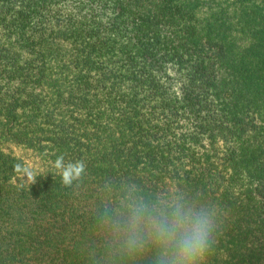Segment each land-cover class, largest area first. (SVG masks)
I'll list each match as a JSON object with an SVG mask.
<instances>
[{"label": "trees", "instance_id": "16d2710c", "mask_svg": "<svg viewBox=\"0 0 264 264\" xmlns=\"http://www.w3.org/2000/svg\"><path fill=\"white\" fill-rule=\"evenodd\" d=\"M0 142L41 167L0 146V264H120L96 215L129 190L211 212L205 264H264V0H0Z\"/></svg>", "mask_w": 264, "mask_h": 264}, {"label": "clouds", "instance_id": "9594fccd", "mask_svg": "<svg viewBox=\"0 0 264 264\" xmlns=\"http://www.w3.org/2000/svg\"><path fill=\"white\" fill-rule=\"evenodd\" d=\"M53 166L65 187L78 182L86 168L82 160L65 162L63 154ZM14 168L35 182L31 169L20 163ZM96 219L109 252L120 264L145 254H150L151 264H205L217 238L216 217L208 210L179 198L147 201L134 190L116 203L104 204Z\"/></svg>", "mask_w": 264, "mask_h": 264}, {"label": "rangeland", "instance_id": "374dc122", "mask_svg": "<svg viewBox=\"0 0 264 264\" xmlns=\"http://www.w3.org/2000/svg\"><path fill=\"white\" fill-rule=\"evenodd\" d=\"M0 146L4 148L6 152L16 157L18 161L22 163L23 166L31 169L33 172H36L38 169L41 168L32 158L29 151L23 149L22 147L10 142H0Z\"/></svg>", "mask_w": 264, "mask_h": 264}]
</instances>
